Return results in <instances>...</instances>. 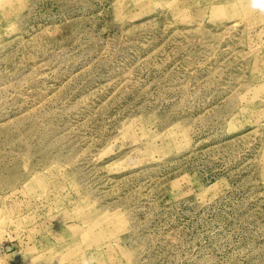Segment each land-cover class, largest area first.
I'll return each instance as SVG.
<instances>
[{
	"label": "rangeland",
	"instance_id": "1",
	"mask_svg": "<svg viewBox=\"0 0 264 264\" xmlns=\"http://www.w3.org/2000/svg\"><path fill=\"white\" fill-rule=\"evenodd\" d=\"M0 264H264V0H0Z\"/></svg>",
	"mask_w": 264,
	"mask_h": 264
},
{
	"label": "clouds",
	"instance_id": "2",
	"mask_svg": "<svg viewBox=\"0 0 264 264\" xmlns=\"http://www.w3.org/2000/svg\"><path fill=\"white\" fill-rule=\"evenodd\" d=\"M253 6H254V7H257V6H261V5L254 4Z\"/></svg>",
	"mask_w": 264,
	"mask_h": 264
}]
</instances>
